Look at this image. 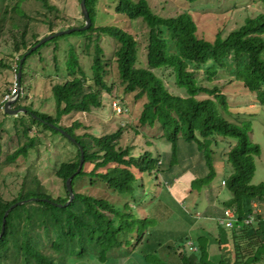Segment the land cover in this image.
<instances>
[{"label":"trees","instance_id":"obj_1","mask_svg":"<svg viewBox=\"0 0 264 264\" xmlns=\"http://www.w3.org/2000/svg\"><path fill=\"white\" fill-rule=\"evenodd\" d=\"M101 1L86 0L92 25L87 31L73 33L84 36L81 55L91 59V74L81 62L76 45L65 51L63 62L54 48L53 68L56 74L64 69L63 81L53 85L51 90L56 106L54 115L38 113L21 102L25 93L23 69L28 59L48 43L29 55L23 64L21 93L12 109L26 108L28 113L6 114L5 93L2 95L0 113L4 120L0 122V133L4 130L11 133L16 148L11 154H5L0 143V175L7 165L20 167L18 162L26 164L32 153L39 156L41 147L46 145V140L54 141V135L63 136L50 124L65 130L77 143L68 139L76 153L67 161L51 166L54 176L63 182L64 190L59 197L41 191V172L36 167H28L22 175H17L21 181L12 200L0 195V233L4 215L14 203L39 199L9 213L0 238V264H76L86 260L103 263L111 258L119 259L121 264H138L137 259L147 264H264V184H251L256 172L255 158L260 156L261 148L251 140L248 121H238V117L229 119L232 113L227 95L214 83L223 77L229 78V83L240 82L255 94L258 104L264 106V12L248 17L241 27L225 38L219 32L215 40L209 42L199 38L197 24L189 12L164 18L153 12L147 0H107L114 4L115 16L129 22L141 20L149 29L146 66L138 67L136 36L118 25L103 26L95 22L98 11L101 12ZM185 1L193 4L209 0ZM258 1L264 7V0ZM31 4L45 12L42 24L47 27L48 35L63 30L58 28L63 11L52 0H0V45L8 35L11 36L12 51L18 54L16 77L25 53L41 40L35 23L37 17L33 16L34 13L40 15L41 10H33ZM103 39L111 41L112 45L106 46ZM0 66L10 68L1 61ZM114 67L123 87L122 94L117 95L124 110L122 113L128 111L122 103L127 96H133L135 103L144 101L134 132L144 136L146 129L160 131L151 141L145 142V148L133 144L123 146V127L96 136L86 132L76 134L78 130H89L79 121H74L70 127L60 126L62 118L74 112L88 114L104 109L103 94L112 93L110 79ZM159 70H171L176 87L185 94L170 92L156 74ZM221 72L229 74L221 75ZM200 96L206 98L200 99ZM6 122H9V128H6ZM181 140L198 146L209 170L205 177L191 184L192 190L201 191L213 181L215 152L212 146L218 145L220 140L225 144L223 150L228 149V153L222 150L219 155L228 158L227 162L234 169L225 181L232 198L223 202L222 211L212 216L216 218L224 209L233 208L241 220L253 212L254 203L259 204L262 213L255 216L253 225L244 229H225L217 239L199 237L194 243L197 247L194 253L189 252L187 243L190 239L186 237L176 248L160 245L161 258L155 257L157 253L136 255L135 247L156 226L154 219L136 218L132 212L138 191L145 189L142 180L163 175L179 164ZM154 141L156 147L152 150ZM163 141L170 145L168 158L157 149L158 143ZM80 147L84 150L85 162L77 173ZM88 166L92 167L89 172ZM73 175V202L67 207L53 205H64L69 201L66 181ZM86 177L93 182L99 180L114 194L130 201H126L121 209L105 199L76 192V183ZM213 242L219 247L231 243L233 261L222 255L211 257L209 248Z\"/></svg>","mask_w":264,"mask_h":264},{"label":"rangeland","instance_id":"obj_2","mask_svg":"<svg viewBox=\"0 0 264 264\" xmlns=\"http://www.w3.org/2000/svg\"><path fill=\"white\" fill-rule=\"evenodd\" d=\"M137 1V0H135ZM153 12L164 18L175 17L184 12H189L198 27V36L209 42H213L216 35L222 32L221 36L226 37L233 30L241 27L248 17H256L264 12V7L258 0H209L190 4L185 0H147ZM81 0H52L60 11H63L61 20L58 22L60 29L81 28L85 25V20L81 13ZM33 10H41L37 17V30L41 39L48 36V29L42 24L44 11L35 4L29 5ZM28 7V6H27ZM95 19L98 25H118L124 30L133 33L138 40V67L146 66V54L148 45L149 29L141 20L129 22L126 19L114 15V4L107 0H102ZM66 28V29H65ZM10 35H8L0 45V61L10 68L0 66V101L5 93V98L15 88V68L17 67L18 54L13 53ZM84 36L80 34L64 35L47 42V46L42 47L40 51L33 54L28 59L23 69L22 87L25 93L22 94V105L32 106V109L38 113L55 114V99L51 92L53 85L61 83L62 72L56 74L53 68L52 57L54 48L63 62L65 60V51L70 50L72 45H76L81 55L83 52ZM106 46H111L112 42L103 39ZM106 48V47H105ZM108 56L109 50L106 48ZM264 59V54L262 55ZM81 62L89 74L91 59L81 55ZM156 74L161 77L168 88L174 94L184 95L183 90H179L175 85V76L171 70H159ZM227 72H221V75H228ZM110 83H113L112 93H104V109L92 111L91 113H72L62 118L60 124L70 127L74 121H79L89 130H78L76 134L83 135L85 132L100 136L104 133L116 131L119 127L124 128V135L121 141L123 146L133 144L136 147L145 148V142L151 141L154 136L160 134V131L145 130V135H137L133 128L138 125V118L142 110L143 100L134 102L133 96H127L122 101L127 108V112L119 114L115 112L113 103L120 99L117 95L122 94L123 87L120 83L119 74L116 67L113 68ZM221 86L223 93L227 95L228 103L232 116L238 117L241 122L248 121L251 126V140L261 148L260 156L255 158L256 172L251 184L258 186L264 184V106L258 104L255 94L250 93L242 83L234 81L229 83V78L223 77L214 81ZM29 85V86H28ZM3 98V99H5ZM200 99L206 96H200ZM4 120L0 113V122ZM9 128V122L5 123ZM34 133L36 130L33 131ZM11 133L6 130L0 133V143L3 146L5 154H11L16 148V141L11 139ZM46 145L41 147L40 155L32 153L28 162H18L20 167H6L0 175V195L6 200H12L16 195L21 178H16L28 167L39 169V181L41 191L50 193L54 198L63 193V182L57 179L53 174L51 166L67 161L72 154L76 153V148L71 145L69 140L60 135H54V141L46 140ZM156 141L152 142V150L156 147ZM74 146V147H73ZM225 144L218 141V145H213L214 154L213 165L215 166V175L210 186H206L201 191L191 188V184L208 174V169L203 161L204 155L198 150L196 144H190L183 140L179 142V164L173 167L169 172L150 177H144L145 185L137 193V204L132 206V212L136 218L146 219L150 217L155 220L156 226L148 235L144 236L143 242L135 247L134 254L153 253L156 258H161L162 246L173 245L178 247L181 239L190 238L189 242H196L200 237H211L217 239L225 232V229L219 227L217 217L212 216L222 211L223 196L231 197V193L224 186L225 181L234 173L232 165L227 162L228 158H223L221 154ZM157 149L167 158L170 153V145L164 141L158 143ZM228 153V149L223 150ZM47 166H50L47 168ZM92 167L88 166L87 171ZM142 177L141 174H137ZM76 192L95 197L96 199H105L119 208H124L128 199H123L114 194L104 183L99 180L91 181L89 177L83 178L76 183ZM255 204V203H254ZM254 212V211H253ZM252 212V213H253ZM212 214V215H211ZM213 218V219H212ZM216 219V220H215ZM196 240V241H195ZM189 242L187 247L189 248ZM210 247L211 257L225 256L231 262L233 261V246L231 243L217 247L212 243ZM155 252V253H154ZM189 252H196L193 245ZM158 255V256H157ZM162 261H164L162 259ZM138 264H147L146 261L137 259ZM76 264H121L119 259L111 258L103 263H96L90 260L81 261Z\"/></svg>","mask_w":264,"mask_h":264},{"label":"water","instance_id":"obj_3","mask_svg":"<svg viewBox=\"0 0 264 264\" xmlns=\"http://www.w3.org/2000/svg\"><path fill=\"white\" fill-rule=\"evenodd\" d=\"M80 7H81V13H82L83 18L85 20V25L83 27H81V28H69V29H66V30L58 31V32H56L54 34H50V35L42 38L27 53H25V55L23 56V58L19 62L18 72H17V81H18V84H19V91H18V93L16 94V96L13 99H11V100H9V101H7L5 103V105H4L5 110L4 111H5L6 114H8L10 116H17V115L22 114V113H24V114L25 113H28V110L26 108L12 109V105L18 100V98L20 96V90H21L20 89V82H21V78H22V69H23V64H24L25 60L27 59V57L29 55H31L33 52H35L37 49H39L42 45H44L47 42L53 40L54 38H58V37H61V36H64V35H70V34H73L75 32L87 31L91 27L92 21H91L89 12H88L87 7H86V0H81ZM33 117L36 118V119H39L35 115H33ZM50 127H52L55 130H57L59 133H61L64 137H66L67 139H69L73 143H77L76 139H74L65 130H63V129L59 128V127H56V126H54L52 124H50ZM80 151H81V161H80V165H79V169H78L77 173H79L81 171V169L83 168L84 162H85V153H84V150H83L82 147H80ZM74 176L75 175L71 176L66 181V188H67V192H68L69 197H70L69 198V201H67V203H65L64 205L56 204V203H53V205L58 206V207H67V206H69L73 202V200H74V193H73V189H72V180H73V177ZM37 200H39V199L38 198H31V199H28V200L18 201L17 203H14L6 211V213L4 215V218H3V223H2L0 238L4 234L5 226H6V220H7V217L9 215V213L13 209H15L16 207H18V206L24 205V204L29 203V202L37 201ZM43 201L49 202V200H46V199H43Z\"/></svg>","mask_w":264,"mask_h":264},{"label":"built area","instance_id":"obj_4","mask_svg":"<svg viewBox=\"0 0 264 264\" xmlns=\"http://www.w3.org/2000/svg\"><path fill=\"white\" fill-rule=\"evenodd\" d=\"M14 84H15V88L12 92H10L6 96V98L4 99L5 102L13 99L19 91V84L17 81V77H15ZM20 93H21V90H20ZM113 108L119 114L124 111L122 107L119 105L118 101L113 103ZM225 185L226 183L224 184V186ZM253 211H254L253 213L248 214L244 219L240 220L235 209L226 208L223 210L222 214L217 218V223L220 227L227 229V230L234 229V228L244 229L245 227L253 225V223L255 222V216L257 214L262 213V210L259 207L258 203L253 204ZM188 245H189V248H192L193 246L191 242H189Z\"/></svg>","mask_w":264,"mask_h":264},{"label":"crops","instance_id":"obj_5","mask_svg":"<svg viewBox=\"0 0 264 264\" xmlns=\"http://www.w3.org/2000/svg\"><path fill=\"white\" fill-rule=\"evenodd\" d=\"M223 198H224V199L222 200V203L225 202V201H228L229 199H231V198H232V194H231V197H228L227 195H226V196L224 195ZM218 217H219V216H217V218H218ZM217 218H216V219H217ZM212 219H213V218H212ZM216 219H215V220H216ZM219 227H220V226H219ZM199 237H200V236H199ZM189 239H190V238H189ZM190 240H191V239H190ZM195 241H196V240H195ZM194 243H195V242H192L193 245H194ZM214 245H217V244H214ZM194 246H195V245H194ZM211 246H213V245L211 244L210 247H211ZM195 247H196V246H195ZM217 247H218V249H219V246H218V245H217ZM196 248H197V247H196ZM210 250H211V249L209 248V252H210ZM210 253H212V252H210Z\"/></svg>","mask_w":264,"mask_h":264}]
</instances>
